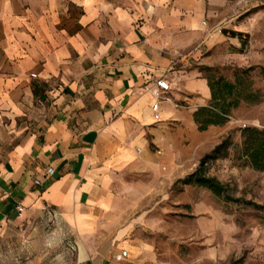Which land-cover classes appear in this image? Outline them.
<instances>
[{"label": "crops", "instance_id": "0c3cea01", "mask_svg": "<svg viewBox=\"0 0 264 264\" xmlns=\"http://www.w3.org/2000/svg\"><path fill=\"white\" fill-rule=\"evenodd\" d=\"M241 3L264 0H0V237L25 217L65 228L69 264L141 250L105 231L113 188L160 170L170 125L211 99L202 67L247 51ZM169 69L157 120L145 88Z\"/></svg>", "mask_w": 264, "mask_h": 264}, {"label": "rangeland", "instance_id": "374dc122", "mask_svg": "<svg viewBox=\"0 0 264 264\" xmlns=\"http://www.w3.org/2000/svg\"><path fill=\"white\" fill-rule=\"evenodd\" d=\"M253 6L241 3L239 9L241 13L250 9L242 15L249 23L247 51L230 62L202 69L205 76H223L232 82L240 76L245 83L239 90L254 94L258 101L243 100L225 125L206 131L198 129L194 113L191 119L171 124L174 144L153 150L161 159L160 170L127 173L125 183L113 188L118 201L103 219L105 231L109 226L111 234L118 235L129 228L127 240L142 248L129 250V256L116 264H264V172L253 169L242 154V130L264 129V5ZM224 141L228 146L221 154L227 152L226 156L209 160L205 170L242 202L197 185L175 187ZM64 229L48 220L25 217L11 223L0 237V264H69L74 256L68 254Z\"/></svg>", "mask_w": 264, "mask_h": 264}, {"label": "trees", "instance_id": "16d2710c", "mask_svg": "<svg viewBox=\"0 0 264 264\" xmlns=\"http://www.w3.org/2000/svg\"><path fill=\"white\" fill-rule=\"evenodd\" d=\"M211 91V99L208 106H202L194 112V121L200 131H206L211 126L225 125L231 116V112L238 108L243 100L257 102L254 94H243L239 87L245 83L244 79L237 76L236 81L232 82L223 76H206ZM244 90V89H243ZM242 154L249 161V165L257 170L264 172V129L257 127H246L242 130ZM228 146L224 141L219 144L210 154L202 160L199 168L192 174L175 183V187L180 185H197L210 190L217 196H224L227 200L242 202L243 200L234 198L228 192L227 186L215 177L208 176L205 165L209 160L218 159L226 156L221 154ZM248 205H253L252 201H244Z\"/></svg>", "mask_w": 264, "mask_h": 264}, {"label": "built area", "instance_id": "2783aa9c", "mask_svg": "<svg viewBox=\"0 0 264 264\" xmlns=\"http://www.w3.org/2000/svg\"><path fill=\"white\" fill-rule=\"evenodd\" d=\"M170 72L171 69L167 70L166 74L156 81L155 88L149 86L145 88V90L147 92H150L155 98V102L153 104V111L155 112V118L157 120H160L161 105L163 104L164 101L168 99L167 94H169L173 90L168 80V74ZM33 77H36V75L34 74ZM158 153L161 154L162 152L158 149ZM50 172L53 173V170H50ZM18 210L20 215H22L23 207L19 206ZM127 256H128V252L124 251L122 254L118 255L117 259L121 260L126 258Z\"/></svg>", "mask_w": 264, "mask_h": 264}]
</instances>
